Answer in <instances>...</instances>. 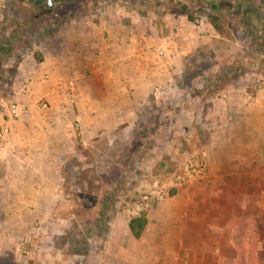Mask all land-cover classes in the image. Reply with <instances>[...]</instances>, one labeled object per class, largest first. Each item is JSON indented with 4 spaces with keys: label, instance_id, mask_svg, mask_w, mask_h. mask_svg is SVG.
Here are the masks:
<instances>
[{
    "label": "crops",
    "instance_id": "0c3cea01",
    "mask_svg": "<svg viewBox=\"0 0 264 264\" xmlns=\"http://www.w3.org/2000/svg\"><path fill=\"white\" fill-rule=\"evenodd\" d=\"M156 19L150 20V34L126 14L63 22L48 46H37L43 62H35L33 55L30 68H19L18 82L25 71L34 82L25 91L15 85L29 110L8 123L11 134L0 144V226H9L10 215L17 223L25 217L52 216L56 177L42 174L27 182L23 175L15 180L11 172L15 165L28 170L34 163L54 171L61 168L63 153L73 151L74 130H59L75 121L71 101L83 146L115 135L124 124H129L127 130L138 127L143 112L156 110L152 114L157 125H148V131L154 137L176 138L173 143L180 145L169 148V154L173 149L177 155L182 152L183 159L190 153L203 154L207 176L171 195L169 202L178 208L159 205L152 210L141 239L131 235L129 221L126 226L115 222L100 264H240L241 249L255 252L251 264H264V96L250 93L240 78L221 86L218 97L199 92L204 83L197 80L181 84L176 99L150 97L156 90L176 87L169 83L172 68L165 49L170 33L187 38L184 17L167 15L161 24ZM196 28L203 44L220 36L210 24ZM184 55L180 49L178 57ZM192 70L204 72L178 68L180 73ZM44 97L49 110L38 104ZM6 121L0 114V127ZM14 183L25 188L10 197L4 185Z\"/></svg>",
    "mask_w": 264,
    "mask_h": 264
},
{
    "label": "rangeland",
    "instance_id": "374dc122",
    "mask_svg": "<svg viewBox=\"0 0 264 264\" xmlns=\"http://www.w3.org/2000/svg\"><path fill=\"white\" fill-rule=\"evenodd\" d=\"M220 1L219 9L214 11V0H0V30L9 27L5 35L14 31L18 46L24 49L12 94L0 101V114L4 113L6 118L12 102L26 104L16 95L15 85H22V91L24 86L32 85L34 78L25 71L18 82L19 68L27 70L34 64L29 58L38 50V45H49L56 27L63 22L97 21L99 17L111 19L122 14L135 17V24L148 33L153 16L160 24L167 15L182 16L186 20L187 38L170 33L171 41L165 46L170 52L172 68L169 83L176 87L159 90L158 95L154 92L150 97L176 99L182 91L179 86L195 80L204 83L199 92L218 97L223 90L221 86L240 78L245 79L250 93L264 96V91L259 89L264 82V0ZM214 16L221 18L225 34L215 35L211 37L213 42L203 44L198 39L196 26L208 27L209 19ZM188 17L194 21L190 22ZM180 49L185 57H178ZM178 68H203L204 72L180 73ZM3 103L6 106L2 110ZM38 104L45 110L50 109L47 97ZM70 104L74 105L73 108L69 105V111L75 121H69V127L60 125L59 130H74L75 137L73 151L62 155L61 168L54 171L34 163V168L28 170L15 165L11 172L15 180L23 175L27 182L42 174L55 176L53 192L56 190L57 197L53 214L35 220L25 217L18 223L12 215L7 217L9 226H0V264H100L106 258V240L115 222L120 220L126 226L130 221L127 210L140 194L155 183L164 184L172 172L196 154L190 153L183 159L182 152L172 153L180 145L173 143L176 138L168 134L154 137L148 131V125H157L156 115L152 114L156 110L143 112L138 127L127 130L129 124H124L115 135L97 137L90 145L83 146L78 135L76 104L73 101ZM169 148H174L171 154L167 152ZM195 183L200 181L183 188ZM18 188L24 191L25 186L7 184L3 192L11 197L20 193ZM27 192L30 193L29 189ZM171 199L155 205L153 210L159 205L178 208L176 202H169Z\"/></svg>",
    "mask_w": 264,
    "mask_h": 264
},
{
    "label": "built area",
    "instance_id": "2783aa9c",
    "mask_svg": "<svg viewBox=\"0 0 264 264\" xmlns=\"http://www.w3.org/2000/svg\"><path fill=\"white\" fill-rule=\"evenodd\" d=\"M159 55H163L159 51ZM27 86H24L25 91ZM259 89L264 91V82L261 83ZM159 94V90L155 91V95ZM28 111L26 104L20 101L12 102L6 110L7 121L0 127V144L6 142L11 134V128L8 125L11 121H16ZM207 176V165L203 154H195L189 157L178 169L169 175L167 181L159 185L157 183L149 186L143 191L135 203L127 210L128 216L131 218L148 215L155 205L161 204L171 198L173 191H178L186 184L202 181Z\"/></svg>",
    "mask_w": 264,
    "mask_h": 264
},
{
    "label": "trees",
    "instance_id": "16d2710c",
    "mask_svg": "<svg viewBox=\"0 0 264 264\" xmlns=\"http://www.w3.org/2000/svg\"><path fill=\"white\" fill-rule=\"evenodd\" d=\"M221 5L220 0H214L212 3L213 10L219 9ZM48 8L51 9V4L48 3ZM190 22H193V18L188 17ZM210 25L214 28L215 32L223 36L225 34L224 25L221 23V18L214 16L209 19ZM21 29L20 26H17ZM24 26H22L23 28ZM9 29L3 27L0 30V101L5 100L8 96L12 94V85L14 79L18 75V67L24 60V55L22 47L18 46L16 41L15 32L13 31L9 35H5V32ZM28 49V47H24ZM34 58L36 62L42 63L43 57L42 55L36 51L34 52ZM175 194V191L172 192V195ZM148 220L147 216L144 214L140 217L131 218L129 221V229L131 235L136 239L139 240L143 236L145 229L147 227ZM248 240H250V234H248ZM255 253V252H254ZM252 250H240V264H251V261H254V257ZM253 264V263H252Z\"/></svg>",
    "mask_w": 264,
    "mask_h": 264
}]
</instances>
